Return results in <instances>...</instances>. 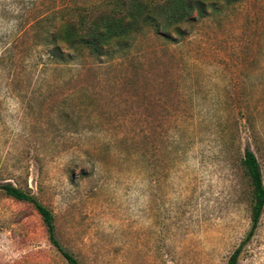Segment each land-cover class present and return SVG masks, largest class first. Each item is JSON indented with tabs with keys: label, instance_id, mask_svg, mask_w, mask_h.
Returning a JSON list of instances; mask_svg holds the SVG:
<instances>
[{
	"label": "rangeland",
	"instance_id": "obj_1",
	"mask_svg": "<svg viewBox=\"0 0 264 264\" xmlns=\"http://www.w3.org/2000/svg\"><path fill=\"white\" fill-rule=\"evenodd\" d=\"M106 0H0V186L34 195L80 264H264L246 148L264 177V0L97 59L38 20ZM0 264H68L35 207L0 189Z\"/></svg>",
	"mask_w": 264,
	"mask_h": 264
},
{
	"label": "trees",
	"instance_id": "obj_2",
	"mask_svg": "<svg viewBox=\"0 0 264 264\" xmlns=\"http://www.w3.org/2000/svg\"><path fill=\"white\" fill-rule=\"evenodd\" d=\"M238 0H106L98 4L73 5L55 8L37 25L44 28L45 43L54 44L59 55L65 47L75 57L103 58L111 51L126 55L137 37L148 31L158 37L173 40L182 38L187 27L209 13L219 12L222 4L231 5ZM241 170L250 188L252 228L251 239L259 228L264 214V177L255 153L246 148L240 161ZM4 194L18 202L35 207L47 229L51 244L68 264H80L67 250L56 234V218L53 212L34 195L3 184ZM242 248L230 257L228 264H239Z\"/></svg>",
	"mask_w": 264,
	"mask_h": 264
}]
</instances>
